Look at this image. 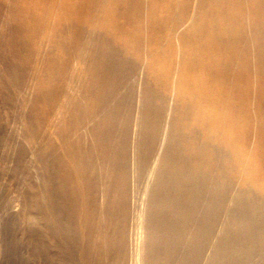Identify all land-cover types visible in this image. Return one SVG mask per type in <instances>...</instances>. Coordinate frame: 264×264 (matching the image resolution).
I'll return each mask as SVG.
<instances>
[{
	"label": "bare ground",
	"instance_id": "1",
	"mask_svg": "<svg viewBox=\"0 0 264 264\" xmlns=\"http://www.w3.org/2000/svg\"><path fill=\"white\" fill-rule=\"evenodd\" d=\"M0 264H264V0H0Z\"/></svg>",
	"mask_w": 264,
	"mask_h": 264
}]
</instances>
